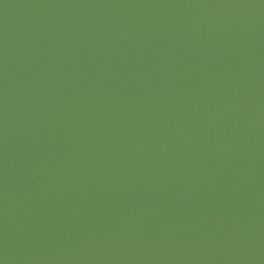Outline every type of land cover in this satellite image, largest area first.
Listing matches in <instances>:
<instances>
[{
    "label": "water",
    "instance_id": "1",
    "mask_svg": "<svg viewBox=\"0 0 264 264\" xmlns=\"http://www.w3.org/2000/svg\"><path fill=\"white\" fill-rule=\"evenodd\" d=\"M0 264H264V0H0Z\"/></svg>",
    "mask_w": 264,
    "mask_h": 264
}]
</instances>
